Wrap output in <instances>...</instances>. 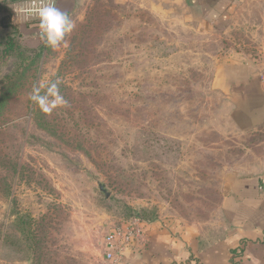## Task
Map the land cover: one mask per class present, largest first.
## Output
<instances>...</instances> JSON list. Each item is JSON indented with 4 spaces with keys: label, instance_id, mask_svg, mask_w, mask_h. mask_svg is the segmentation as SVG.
<instances>
[{
    "label": "rangeland",
    "instance_id": "374dc122",
    "mask_svg": "<svg viewBox=\"0 0 264 264\" xmlns=\"http://www.w3.org/2000/svg\"><path fill=\"white\" fill-rule=\"evenodd\" d=\"M71 18L66 47L0 58V264H120L117 230L207 229L227 175L264 165V129L238 131L216 83L256 37L176 0H86ZM55 78L68 106L43 114L29 93Z\"/></svg>",
    "mask_w": 264,
    "mask_h": 264
},
{
    "label": "crops",
    "instance_id": "0c3cea01",
    "mask_svg": "<svg viewBox=\"0 0 264 264\" xmlns=\"http://www.w3.org/2000/svg\"><path fill=\"white\" fill-rule=\"evenodd\" d=\"M85 1L57 0V7L71 18ZM176 2L192 20L221 27L227 36L257 38V56L243 51L225 61L216 83L229 104L234 127L241 132L263 130L264 0ZM19 29L26 46L43 45L33 24H21ZM219 211L220 220L207 229L171 217L145 223L124 250L120 264H264V165L255 173L227 175Z\"/></svg>",
    "mask_w": 264,
    "mask_h": 264
},
{
    "label": "clouds",
    "instance_id": "9594fccd",
    "mask_svg": "<svg viewBox=\"0 0 264 264\" xmlns=\"http://www.w3.org/2000/svg\"><path fill=\"white\" fill-rule=\"evenodd\" d=\"M13 11L15 22L36 21L33 27L38 29L41 42L53 51L67 46L66 37L76 27L69 14L56 6L55 0H24L21 5L14 6ZM61 83L60 78L37 82L29 93L30 102L47 115L67 107L68 101L60 90Z\"/></svg>",
    "mask_w": 264,
    "mask_h": 264
},
{
    "label": "trees",
    "instance_id": "16d2710c",
    "mask_svg": "<svg viewBox=\"0 0 264 264\" xmlns=\"http://www.w3.org/2000/svg\"><path fill=\"white\" fill-rule=\"evenodd\" d=\"M9 4L7 0H0V13L2 16H5L1 20V26L3 25V27L10 30L9 33H7V31L4 33H2L3 31L0 32V58L7 57L17 51L23 53H33L38 50L48 48L44 44L37 48H30L24 44L23 34L21 33L19 27L14 26L11 22V9L8 6ZM35 29L37 30V28Z\"/></svg>",
    "mask_w": 264,
    "mask_h": 264
},
{
    "label": "built area",
    "instance_id": "2783aa9c",
    "mask_svg": "<svg viewBox=\"0 0 264 264\" xmlns=\"http://www.w3.org/2000/svg\"><path fill=\"white\" fill-rule=\"evenodd\" d=\"M24 2V0L21 1H16L10 4V9H11V22L14 26L19 27V25L21 24H34L36 23V21H28V22H23V23H19V22H15V12L13 11V7L14 6H19ZM56 6H57V0H55ZM37 36L39 38L38 35V29H37ZM40 40V38H39ZM41 41V40H40ZM135 238V234L133 233L132 230H123V232L121 230H117L114 234H112L109 238H108V242L106 244L107 247V258L109 259L108 261L113 263V262H117L119 260V262H121L122 260V254L124 252V250L130 246L133 243V240Z\"/></svg>",
    "mask_w": 264,
    "mask_h": 264
}]
</instances>
